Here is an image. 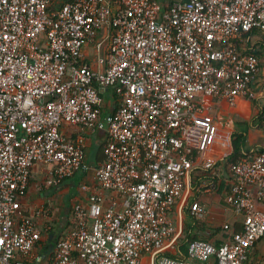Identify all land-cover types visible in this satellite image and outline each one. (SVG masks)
Segmentation results:
<instances>
[{"label": "built area", "instance_id": "built-area-1", "mask_svg": "<svg viewBox=\"0 0 264 264\" xmlns=\"http://www.w3.org/2000/svg\"><path fill=\"white\" fill-rule=\"evenodd\" d=\"M0 0V264H259L264 237V151L230 165L225 201L241 229L219 244L191 242L170 255L181 235L172 212L217 125L206 98L233 105L252 97L260 60L239 53L242 33L264 32V0ZM98 34L94 64L86 45ZM118 96L102 116V91ZM264 116V99L260 101ZM68 126L69 136L62 131ZM107 130L106 159L86 160L87 133ZM36 165L42 186L75 169L92 171L73 207L72 226L51 260L34 263L43 208L24 199ZM190 215L204 220L205 205Z\"/></svg>", "mask_w": 264, "mask_h": 264}, {"label": "crops", "instance_id": "crops-1", "mask_svg": "<svg viewBox=\"0 0 264 264\" xmlns=\"http://www.w3.org/2000/svg\"><path fill=\"white\" fill-rule=\"evenodd\" d=\"M99 38L100 34L86 45L84 60L90 64L95 63L94 60L97 52L95 46ZM259 60V71L250 86L252 97L237 98L233 105H229L226 101L219 99L206 98L204 100L205 104H209L214 108L213 114L217 125L214 142L204 154V159L212 162L211 174L213 178H197L195 185H193L196 170L203 168L195 169L192 173L193 175L190 176L188 186L185 188L182 198L172 212L174 224L181 235L175 249L170 255L179 254L180 238L187 231H191V234L195 237L203 238L213 244H219L226 236V233L222 229L223 224H228L230 231H239L241 229V217L234 215L231 211L232 209L225 201L226 194L229 191L231 174L229 173L230 169L229 171L226 169L224 159L232 153L231 142L232 136L235 133L245 134L246 143L243 152L247 153L248 156L251 157L264 148V124L262 121L259 122L258 119L261 114L260 101L264 99V59ZM102 97V108L107 107L112 111L115 108L116 100L111 95V89H104ZM62 131L69 136L74 135L68 126H63ZM86 135V160L92 166L98 165L104 159L97 158V150L92 149V147L94 145L97 147L101 146L105 142L106 137L104 136L100 139V142H96L98 135L95 131L88 132ZM47 169L43 165H36L33 168L27 195L23 201L25 207L30 209L44 208L43 210L47 211L48 208H45L46 204H42L45 203L44 201L50 200L54 196L65 195L72 189L71 181H65V179L60 184L54 186H42L41 184L47 176ZM91 173L92 171L88 172L90 179H92ZM75 193V204L81 200H85V195L80 190H76ZM192 203L206 206L208 213L204 220H197L190 215L189 210ZM45 219L51 218L45 216L39 219L38 222L41 230L49 228L45 226ZM60 233V231L41 232L42 240L34 250V263L48 261L53 258L54 246ZM250 258L264 264V237L253 247ZM205 263L215 264V261L213 258H210ZM142 264H151V256L144 255Z\"/></svg>", "mask_w": 264, "mask_h": 264}, {"label": "trees", "instance_id": "trees-1", "mask_svg": "<svg viewBox=\"0 0 264 264\" xmlns=\"http://www.w3.org/2000/svg\"><path fill=\"white\" fill-rule=\"evenodd\" d=\"M61 1L62 0H56V2L54 4L57 5ZM165 1L169 2V4L171 2V0H165ZM258 34H262L264 36V32L258 31V30H253L251 32L242 33L239 39L234 40V45L236 47V50L239 53H251V54L255 55L258 59H260V57L262 56L260 49L264 46V41L263 42H257V44L252 41L254 36L258 35ZM257 46L259 48H257ZM111 95L114 98V100H116V105H115V107H116L118 104V100H117L118 96H116L115 92H111ZM114 109L111 111V109H108L107 107L102 108V116H107V115L111 114V112H113ZM104 113L107 115H105ZM258 119H259V122L262 121L264 124V116L262 115V113L259 115ZM232 137H233L232 142H231L232 148H233L232 153L224 159L226 169L228 171H229L230 165L232 163L237 162L241 158L250 157V156H248L247 153L243 152L244 146L246 143L245 134L244 133H235V134H233ZM106 145H107V139L105 140V142L103 144H101V146L96 147L97 158H103L104 160L106 159V155H107V146ZM262 151H264V148H262L260 150V152H262ZM211 170H212V168L211 169H198V170H196V172H195L196 176L194 178L193 185H195V180H197V178L198 179H202V178L211 179V178H213V175L211 174ZM82 172H83L82 169H75L72 177H74L78 173H82ZM229 173L231 174V171H229ZM228 189L230 190V186ZM194 204L195 203H192L190 205V207ZM49 214L50 213L47 212V216H49ZM197 222H199V221H197ZM45 223H46L45 226H48L49 228H47V230L42 231V232L45 233L48 231H56L58 224L53 219H48V220L45 219ZM68 230L69 229L62 231L60 233V236L58 239L65 236ZM197 239H203V238H199L197 236L195 237L193 234H191V231L185 232L184 236H182V238H180L179 247H178L179 248V254L173 255V256L185 257L187 255V252H185V251H188V247L190 246L191 242H193L194 240H197ZM205 241H207V240H205ZM259 263L262 264L261 262H259Z\"/></svg>", "mask_w": 264, "mask_h": 264}, {"label": "rangeland", "instance_id": "rangeland-1", "mask_svg": "<svg viewBox=\"0 0 264 264\" xmlns=\"http://www.w3.org/2000/svg\"><path fill=\"white\" fill-rule=\"evenodd\" d=\"M252 41L256 44H257V42H263L264 36L262 34L255 35ZM257 48H259V47L257 46ZM260 52L262 55L260 57V59H264V46L260 49ZM105 115H107V114H105ZM96 147L97 146L94 145L92 147V149L96 150ZM88 172H90V170H84L83 169V175H82V173H78L74 177H71L69 179H65V181H71L72 189L65 195L61 194L60 196H54L50 200L44 201L45 203H42V204H46L45 205V206H47V207H45L46 209L47 208L49 209V210L47 209V212L50 213L49 217L51 219H53L55 222H57V224H58L57 228H56V232L65 231L66 229H69L72 226L71 222L73 219L72 218L73 217V207L75 205L74 195H76V193H75L76 190H80L82 184L86 183V181L91 180L89 178ZM46 229L41 230V232L45 231Z\"/></svg>", "mask_w": 264, "mask_h": 264}, {"label": "water", "instance_id": "water-1", "mask_svg": "<svg viewBox=\"0 0 264 264\" xmlns=\"http://www.w3.org/2000/svg\"><path fill=\"white\" fill-rule=\"evenodd\" d=\"M95 132L97 133V138H96V142H100V139L102 137H106L107 136V130L105 127H97Z\"/></svg>", "mask_w": 264, "mask_h": 264}, {"label": "bare ground", "instance_id": "bare-ground-1", "mask_svg": "<svg viewBox=\"0 0 264 264\" xmlns=\"http://www.w3.org/2000/svg\"><path fill=\"white\" fill-rule=\"evenodd\" d=\"M41 189V188H40ZM44 209V208H43ZM52 209V208H51ZM52 215V214H51Z\"/></svg>", "mask_w": 264, "mask_h": 264}]
</instances>
